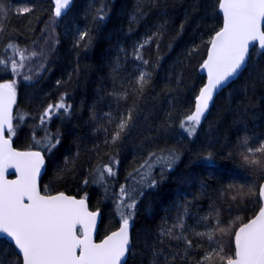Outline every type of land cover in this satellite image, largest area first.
Instances as JSON below:
<instances>
[{
  "label": "trees",
  "instance_id": "trees-1",
  "mask_svg": "<svg viewBox=\"0 0 264 264\" xmlns=\"http://www.w3.org/2000/svg\"><path fill=\"white\" fill-rule=\"evenodd\" d=\"M2 9L0 84L12 79L15 51L40 46L53 32L33 81L15 90L12 113L14 148L45 160L42 194L85 199L101 214L97 240L130 212L124 264H225L233 257L234 232L260 207L264 50H251L191 135L182 127L204 85L209 41L222 27L219 0H71L60 16L53 0H0ZM61 98L68 111L38 127L39 115ZM153 153L142 179L137 169ZM0 264H21L4 239Z\"/></svg>",
  "mask_w": 264,
  "mask_h": 264
},
{
  "label": "snow or ice",
  "instance_id": "snow-or-ice-1",
  "mask_svg": "<svg viewBox=\"0 0 264 264\" xmlns=\"http://www.w3.org/2000/svg\"><path fill=\"white\" fill-rule=\"evenodd\" d=\"M68 3L69 0H55L56 16L61 15V10ZM219 9L223 13V27L209 41L207 59L202 65L207 70V83L195 98L194 111L187 116L191 126L186 127L185 131L189 135L201 123L214 90L242 70L250 45L258 42L260 49L264 50V31L261 30L264 0H219ZM81 39H84L83 35ZM142 47L140 45L135 50L138 59ZM144 76L141 73L138 81L141 86L147 82ZM14 98L13 85L0 84V238L7 239L9 244L14 243L16 256L22 257V264H121L129 244L131 213L122 212L119 231L112 232L100 243H94L92 230L97 214L87 210L84 199L78 200L64 193L42 194L37 185V176L44 164L41 153L14 151L4 137L5 128L10 133L12 131ZM54 109L67 112L68 106L63 103V98L60 103L49 105L41 117V123L46 122L45 118H50ZM127 126V120L119 124L113 142L120 138V133ZM51 139L49 137V147H54ZM258 151H264V147ZM154 156V153L151 154L149 160L137 169L142 179L147 172L141 173V170L146 166L154 167ZM174 159L172 154L165 158L168 168H171ZM9 168L15 169L16 179H5ZM103 171L109 176L115 174L111 167H105ZM121 193H126L123 186ZM259 196L264 199V186H261ZM129 198L133 202L126 207L131 209L134 198ZM234 242V258L229 257L226 264H264V207H260L253 219L236 230Z\"/></svg>",
  "mask_w": 264,
  "mask_h": 264
},
{
  "label": "rangeland",
  "instance_id": "rangeland-1",
  "mask_svg": "<svg viewBox=\"0 0 264 264\" xmlns=\"http://www.w3.org/2000/svg\"><path fill=\"white\" fill-rule=\"evenodd\" d=\"M71 0H69L68 5L61 10V13L64 12L70 5ZM53 4L56 10V4H55V0H53ZM7 13L6 10L2 9L0 10V16H5V14ZM53 38V32L50 30L48 32L45 33V35L43 34L42 37V45L40 46H33L32 48H30L29 50L23 51V50H17L14 52V56H13V61L11 63V67H12V79L7 82L6 84H12L13 85V89L14 91L17 89L18 85L22 82H30L33 81L34 78V74L35 71H37L39 69V67L41 66V62L40 59L42 56H45L46 54V50H47V46L49 44L45 43L44 41L47 39L49 42L52 40ZM61 99L52 104L55 105L57 103H60ZM64 103V100H63ZM65 104V103H64ZM64 110V109H54L53 114L50 116V118L55 115L57 112ZM44 111L39 115L37 122H38V127L42 126L44 123H41V117L43 116ZM50 118H45V121L50 120ZM22 120H18V123L21 124ZM191 126V122L189 121H185L184 122V131L186 127ZM196 128V127H195ZM186 132V131H185ZM11 134L12 132L8 133L9 138L11 139ZM129 223H131V218L129 220Z\"/></svg>",
  "mask_w": 264,
  "mask_h": 264
},
{
  "label": "water",
  "instance_id": "water-1",
  "mask_svg": "<svg viewBox=\"0 0 264 264\" xmlns=\"http://www.w3.org/2000/svg\"><path fill=\"white\" fill-rule=\"evenodd\" d=\"M219 10H220V9H219ZM220 13H221V16H222V27H223V13H222L221 10H220ZM222 27H221V29H222ZM221 29H220V30H221ZM220 30H219V31H220ZM261 30L264 31V21L261 22ZM209 47H210V46H209ZM254 47H257V48L260 49L258 42H253V44L250 45V47H249V52H248V54H247V56H246V62H245V64L242 66V70L238 73V75L234 76L233 78H230V79H229V80H228V81H227L222 87L218 88L217 90H214V96H213V99H212V101H210L209 108L206 110V112H205L204 116L201 118V120L204 119V117L206 116V114H207L208 111L210 110V108H211V106H212V104H213V101H214L215 97H216L218 94H220L224 89H226V88H227L232 82H234V81L239 77V75L242 73V71L245 69L246 64H247V61H248V59H249L250 52H251V50H252ZM208 49H209V48H208ZM207 52H208V50H207ZM206 59H207V54H206V58H205V60H206ZM205 60H204V61H205ZM202 65H203V63H202ZM202 65H201V67H200V73L204 76V79H205V81H204V85H205V84L207 83V70H206V69H203V68H202ZM204 85H203V86H204ZM203 86H202V87H203ZM14 92H15V91H14ZM198 94H199V93H198ZM15 103H16V92H15V98H14V101H13V103H12V113H13V108H14ZM194 108H195V102H194ZM193 111H194V109H193ZM8 132H9L8 129L5 128V130H4V137H5L6 139L9 140L10 146H11V148H12L14 151H17V152H34V151L18 150V149H16V148H14L13 143H12V140L8 137ZM44 170H45V160H44V164H43V166L41 167L40 173H39L38 176H37V185H38L39 190H40V181H41V178H42V176H43ZM5 179H7V180H14V179H16L15 169L9 168V169L7 170V172L5 173ZM261 186H264V180L261 182V184H260V186H259V189H258V199H259V202H260V207H264V199H261V197L259 196V190H260ZM40 191H41V190H40ZM57 194H59V193L49 194V195H57ZM64 194H65V193H64ZM65 195L70 196V197H73V198L78 199V200L81 199V198H78V197H75V196H72V195H68V194H65ZM84 200H85V199H84ZM85 204H86L87 210H88L89 212H95V213L97 214V215H96V223H95V227H94L93 230H92V239H93V242H94V243H100V242H102V241H103L108 235H111L112 232L119 231V228H120V225H121V224H119V226L117 227V229H115L114 231H112V232H110L109 234H107L106 236H104L101 240H97L96 236H97L98 228H99V225H100V222H101V214H100V212H98V211H93V210H91V209L89 208L88 202H87L86 200H85ZM260 207H259V209H260ZM259 209H258V211L255 213V215H254L251 219H253V218L258 214ZM251 219H250V220H251ZM250 220H248V221H250ZM248 221H247V222H248ZM247 222H245V223H247ZM245 223H244V224H245ZM241 226H243V224L240 225L239 227H241ZM239 227H238V228H239ZM238 228H237L236 230H238ZM131 232H132V224L129 223V244H128V246H127V250H126L125 256L122 258L121 264H124V263H125V261H126V259H127V256H128V254H129V251H130V246H131ZM235 232H236V231H235ZM235 232H234V235H235ZM234 235H233V249H234V253H235ZM0 239H3V238H0ZM4 240H6V241L8 242L7 239H4ZM11 245L14 247V243L11 244ZM14 249H15V248H14ZM15 251H17V250L15 249ZM233 258H234V256H233ZM20 260H21V264H22V257H20ZM225 264H226V263H225Z\"/></svg>",
  "mask_w": 264,
  "mask_h": 264
}]
</instances>
